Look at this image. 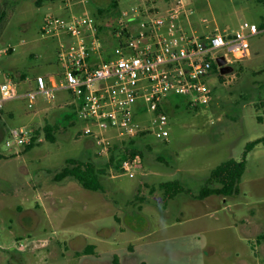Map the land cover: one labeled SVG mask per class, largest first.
Listing matches in <instances>:
<instances>
[{
	"label": "rangeland",
	"instance_id": "obj_1",
	"mask_svg": "<svg viewBox=\"0 0 264 264\" xmlns=\"http://www.w3.org/2000/svg\"><path fill=\"white\" fill-rule=\"evenodd\" d=\"M110 2L12 0L0 38V82L10 79L23 93L34 84L27 75L44 77L49 87V76L62 77L58 37L41 29L47 14L92 16L98 38L110 44L106 52L112 53V27L118 26L121 11L162 14L172 5V0H117L115 7ZM185 6L182 23L204 34L232 31L242 20L259 24L264 17L259 0H185ZM4 47L10 50L3 52ZM222 52L233 70L219 76L211 59L209 100L190 104L184 95L169 98L168 139L147 134L137 142L140 166L130 171L108 166L99 190L70 176L53 179L67 158H90L99 166L108 160L85 132L72 93H39L32 108L22 97L9 101L18 112L0 120L5 131L0 139V264H113L114 255L120 264H264V144L249 151L239 193L196 196L213 167L228 158L240 160L245 144L264 135V105L259 104L264 99V30L213 55ZM45 123L54 124L53 141L41 130ZM15 126L39 128L37 143L29 149L7 144L8 129ZM123 138L128 136L109 144ZM170 179L179 180L188 193L165 202L159 183Z\"/></svg>",
	"mask_w": 264,
	"mask_h": 264
},
{
	"label": "built area",
	"instance_id": "obj_2",
	"mask_svg": "<svg viewBox=\"0 0 264 264\" xmlns=\"http://www.w3.org/2000/svg\"><path fill=\"white\" fill-rule=\"evenodd\" d=\"M186 13L185 0H172L162 14L124 9L113 34L117 43L107 59L92 16L47 14L41 29L58 37L62 77L49 87L44 77L37 76L35 87L22 94L10 79L1 82L0 110L5 101L18 97L32 108L39 93L50 96L52 90L65 89L74 95L78 118L86 123L85 132L95 138L98 154L108 157L111 139L141 131L167 140V114L161 108L170 96L184 95L190 104H205L210 96L206 77L212 69L211 59L227 56L224 52L213 55L214 51L264 30V25L242 20L232 31L199 33L182 23ZM106 129H117L119 134L106 135ZM9 134L7 144L22 145L30 141L32 129L10 127ZM139 166L140 156L127 155L119 170Z\"/></svg>",
	"mask_w": 264,
	"mask_h": 264
},
{
	"label": "trees",
	"instance_id": "obj_3",
	"mask_svg": "<svg viewBox=\"0 0 264 264\" xmlns=\"http://www.w3.org/2000/svg\"><path fill=\"white\" fill-rule=\"evenodd\" d=\"M259 1L264 5V0ZM110 4L112 7H115L117 5V0H111ZM13 5L14 4H12V0H4L3 6L0 8V38H2L8 23V14L10 13L9 8H11ZM98 11L101 13V9ZM258 25L261 27L264 25V17L263 21ZM116 30L117 25L112 27V37ZM125 30L126 28H124V31ZM96 35H99L98 27ZM116 43L117 40L115 39V44ZM102 44V49L104 50L102 53L104 58L107 59L109 54L106 52V50L110 48V44L108 45L106 42H102ZM212 66L214 67V64ZM219 76H222L220 72ZM175 96L176 95H172L170 97L172 98ZM259 104L264 105V99L261 100V103ZM161 110H166V106L161 108ZM53 129L54 124L50 123H45L41 127V130L45 132L46 138L51 141L55 139ZM39 133V128L35 127L32 129L31 139L28 143L24 144L25 148L29 149L35 145V143H37ZM147 134L148 132L141 131L128 138H123L119 141L113 142L109 148V156L107 157L108 160L105 162L104 166L97 165V163L90 158H67L61 169L54 173L53 179L55 181H61L63 178L70 176L76 179L85 188L92 190L102 189L103 187L100 178L101 174L106 172L107 167L110 165L116 169H119L121 160L127 155H130L131 157H135L137 155L142 156V149H140V146L137 144V142L143 141ZM258 143L264 144V135L251 139L245 144L242 158L240 160L228 158L213 167L196 196L199 198H205L211 194L228 196L239 193V182L245 170L247 155L249 151ZM159 187L163 189V200L165 202L173 198L181 191L188 193V190L181 186L179 184V180L177 179L161 181L159 183ZM88 247L90 248L91 245ZM87 250L88 249L85 248L83 251ZM113 264H120V260L116 255L113 256Z\"/></svg>",
	"mask_w": 264,
	"mask_h": 264
},
{
	"label": "crops",
	"instance_id": "obj_4",
	"mask_svg": "<svg viewBox=\"0 0 264 264\" xmlns=\"http://www.w3.org/2000/svg\"><path fill=\"white\" fill-rule=\"evenodd\" d=\"M66 37V36H65ZM35 74H37V73H35ZM57 74V73H56ZM29 78H31V79H34V84H33V86H32V82H30V86L31 87H28V86H26L25 88L26 89H24V91H23V93L26 91V90H29V89H31V88H34L35 87V84H36V81H35V77H28V75L26 76V78L25 79H29ZM49 78L51 79V81L53 82V81H55V80H59L58 78L56 79L55 78V76L54 75H51V76H49ZM24 81H26V80H24ZM47 81V80H46ZM1 82H3V81H1ZM0 82V83H1ZM20 94H22V93H20ZM47 97H49V96H47ZM16 99V98H15ZM12 100H14V99H12ZM9 101H11V100H8V103L6 102V104H4L3 106H4V110L2 111V113L0 114V120H2V119H4V118H13L15 115H17V112H18V108H17V105L15 104V103H9ZM72 101H74V100H72ZM76 101V100H75ZM26 102V101H25ZM36 103V102H35ZM26 104V103H25ZM58 104V103H57ZM3 109V108H2ZM36 114V116H37V113H35ZM35 114H34V116H35ZM9 130V129H8ZM4 128H3V126L1 125V123H0V139L2 138V136H3V134H4Z\"/></svg>",
	"mask_w": 264,
	"mask_h": 264
},
{
	"label": "water",
	"instance_id": "obj_5",
	"mask_svg": "<svg viewBox=\"0 0 264 264\" xmlns=\"http://www.w3.org/2000/svg\"><path fill=\"white\" fill-rule=\"evenodd\" d=\"M216 63L219 66L220 74L228 73L233 70V66L227 62V58L224 55L217 56Z\"/></svg>",
	"mask_w": 264,
	"mask_h": 264
}]
</instances>
